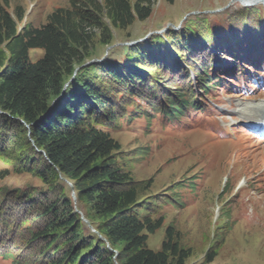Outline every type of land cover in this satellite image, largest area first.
<instances>
[{
  "label": "trees",
  "instance_id": "trees-1",
  "mask_svg": "<svg viewBox=\"0 0 264 264\" xmlns=\"http://www.w3.org/2000/svg\"><path fill=\"white\" fill-rule=\"evenodd\" d=\"M157 1L70 0L42 26L20 27L24 11L14 15L8 1L0 0V160L10 166L0 179L11 171L29 173L46 186L0 187L3 258L33 264L28 258L37 246L47 264H187L192 257L174 224L168 225L160 250L149 248L150 234L165 222L161 208L185 202L179 194L151 193L154 178L136 179L132 166L140 157L126 151L112 131L141 115L151 125L157 114L176 120L204 109L200 92L207 96L224 81L219 73L224 63L209 47L228 48L239 57V48L264 34V8L245 6L231 17L156 34L125 46L117 58L84 65L98 43H115L113 28L146 21ZM35 48L45 51L37 61L30 55ZM160 71L172 80L165 82ZM64 178L107 241L86 233ZM206 256L212 263L218 251L212 247Z\"/></svg>",
  "mask_w": 264,
  "mask_h": 264
},
{
  "label": "rangeland",
  "instance_id": "rangeland-1",
  "mask_svg": "<svg viewBox=\"0 0 264 264\" xmlns=\"http://www.w3.org/2000/svg\"><path fill=\"white\" fill-rule=\"evenodd\" d=\"M1 1H8L9 10L14 15L19 9L24 11L25 18L19 22L20 27H40L47 23L51 12L70 4V0ZM250 4L264 8V0H177L175 4L158 0L153 15L146 21L137 20L126 30L113 28L115 43L110 46L98 43L92 51V58L84 65L107 57L117 58L119 50L125 46L156 34L168 36L188 24L198 25L218 16H234ZM254 41L257 47L239 50V58L229 54L228 48L217 51L215 47H209L212 53L225 57L228 67L223 66L219 72L226 78L222 85L224 89L220 86L206 97L203 92L198 95L204 101V111L189 110L176 120L164 119L157 114L151 125L141 115L125 123L123 129L112 131L126 151H131L133 157H140L132 166L136 179L154 178L151 193L161 197L179 194L181 201L185 202L183 206L173 202L161 208L160 214L165 216V222L150 234L148 246L160 250L168 225L174 224L181 234L182 244L193 253L187 264H208L206 255L212 247L216 248L218 256L209 264H264V131H260L252 116L242 109L254 113V104H264V56H261L264 43L258 39ZM44 53V49L35 48L30 55L33 61H37ZM82 66L77 67L75 75ZM189 71L190 75L195 73L192 68ZM210 71L215 74V68ZM243 71L250 75L246 76ZM160 73L165 82L172 80L171 75ZM244 78L247 80L243 81ZM231 103L236 106L230 108ZM234 112L239 116L235 117ZM256 117V121L264 118ZM218 119L220 124L216 123ZM227 128L238 134L237 139H223V129ZM29 139L32 140L31 136ZM8 165L0 160V172L9 168ZM65 181L75 208L84 220L86 233L93 232L107 241L97 231V220L91 217L87 204L78 202L73 183ZM3 186L11 190L46 188L40 178L14 171L0 179V187ZM39 248L37 246V251H32L33 257L28 260L33 264H47L46 259L38 254ZM0 264L12 263L0 257Z\"/></svg>",
  "mask_w": 264,
  "mask_h": 264
},
{
  "label": "bare ground",
  "instance_id": "bare-ground-1",
  "mask_svg": "<svg viewBox=\"0 0 264 264\" xmlns=\"http://www.w3.org/2000/svg\"><path fill=\"white\" fill-rule=\"evenodd\" d=\"M262 120L264 119V118H261Z\"/></svg>",
  "mask_w": 264,
  "mask_h": 264
}]
</instances>
